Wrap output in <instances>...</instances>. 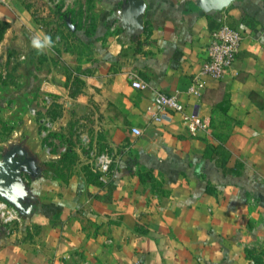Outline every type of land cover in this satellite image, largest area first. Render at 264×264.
I'll return each instance as SVG.
<instances>
[{
  "label": "crops",
  "instance_id": "crops-1",
  "mask_svg": "<svg viewBox=\"0 0 264 264\" xmlns=\"http://www.w3.org/2000/svg\"><path fill=\"white\" fill-rule=\"evenodd\" d=\"M144 1L132 29L128 0H100L80 38L86 55L61 47L51 20L0 0V47L12 30L39 79L5 151L20 146L33 161L31 212L0 227V264H264V0L210 12L198 0ZM222 21L244 35L234 66L190 94ZM37 35L53 42L42 53ZM158 90L201 116L196 133L181 114L144 122ZM101 153L106 173L94 168Z\"/></svg>",
  "mask_w": 264,
  "mask_h": 264
},
{
  "label": "rangeland",
  "instance_id": "rangeland-1",
  "mask_svg": "<svg viewBox=\"0 0 264 264\" xmlns=\"http://www.w3.org/2000/svg\"><path fill=\"white\" fill-rule=\"evenodd\" d=\"M15 1L17 5H20L21 11L26 10L33 15V21L51 20L57 43L61 47L78 50L86 55L91 54V43H85L80 38L87 30L90 31L93 28L100 9V0ZM5 28L7 27L0 25V32ZM12 34L11 30L5 35L4 43L0 47V100H2L0 113L6 119V123L0 121V156L9 148L8 142L16 126L22 124L21 116L29 112L27 101L31 89L29 83L32 79L39 80L37 74L31 70V66L34 65L29 62L27 51L24 52L22 49L26 48L27 43H22V47L18 46ZM39 68L43 71V64ZM40 70L37 71L40 72ZM3 99L6 103H3ZM51 115L56 114L52 111ZM65 143V139L57 136L56 146L65 145ZM9 225L11 223H6L0 212V227Z\"/></svg>",
  "mask_w": 264,
  "mask_h": 264
},
{
  "label": "built area",
  "instance_id": "built-area-1",
  "mask_svg": "<svg viewBox=\"0 0 264 264\" xmlns=\"http://www.w3.org/2000/svg\"><path fill=\"white\" fill-rule=\"evenodd\" d=\"M243 32L237 27L230 26L226 22L220 24L212 30L207 46V58L203 62L200 74L193 79L188 89L190 94L200 95L207 87L209 79H221L234 66L236 57L243 42ZM134 87L144 89L147 82L141 80L135 74L131 75ZM173 114H181L183 123L191 132L196 133L203 125L201 116L195 112H189L186 104L180 99L177 93H167L162 90L156 91L151 104L146 108L143 119L146 124L161 123L172 117ZM133 133L142 135L144 129L133 127ZM155 137H158L156 134ZM110 158L104 154H98L94 168L103 173L108 172ZM0 212L6 223H14L20 217L18 210L5 200H0ZM135 264H145L136 261Z\"/></svg>",
  "mask_w": 264,
  "mask_h": 264
},
{
  "label": "water",
  "instance_id": "water-1",
  "mask_svg": "<svg viewBox=\"0 0 264 264\" xmlns=\"http://www.w3.org/2000/svg\"><path fill=\"white\" fill-rule=\"evenodd\" d=\"M130 2L127 21H131L132 29L143 26V14L146 3L144 0H128ZM235 0H198L199 7L210 12L222 10ZM125 15V14H124ZM14 149V148H13ZM0 156V197L12 204L22 215H29L31 203L25 175L31 172L32 160L26 156L21 147L16 146ZM18 153V156L16 154ZM1 231V229H0Z\"/></svg>",
  "mask_w": 264,
  "mask_h": 264
},
{
  "label": "clouds",
  "instance_id": "clouds-1",
  "mask_svg": "<svg viewBox=\"0 0 264 264\" xmlns=\"http://www.w3.org/2000/svg\"><path fill=\"white\" fill-rule=\"evenodd\" d=\"M52 39L48 35H37L32 39V47L37 50V52L42 53L46 48H50L52 46Z\"/></svg>",
  "mask_w": 264,
  "mask_h": 264
},
{
  "label": "flooded vegetation",
  "instance_id": "flooded-vegetation-1",
  "mask_svg": "<svg viewBox=\"0 0 264 264\" xmlns=\"http://www.w3.org/2000/svg\"><path fill=\"white\" fill-rule=\"evenodd\" d=\"M15 147H16V146H14L13 148L15 149ZM19 147H20V146H19ZM13 148H11V149H13ZM11 149H10V150H11ZM14 149H13V150H14ZM8 151H9V150H8ZM8 151H7V152H8ZM14 151H15V150H14ZM3 154H4V153H3ZM3 154H2V155H3ZM15 154H16V153H15ZM16 156H18V153L16 154ZM24 157L26 158L25 155H24ZM8 203H9V202H8ZM9 204H10V203H9ZM11 205H12V204H11Z\"/></svg>",
  "mask_w": 264,
  "mask_h": 264
},
{
  "label": "trees",
  "instance_id": "trees-1",
  "mask_svg": "<svg viewBox=\"0 0 264 264\" xmlns=\"http://www.w3.org/2000/svg\"><path fill=\"white\" fill-rule=\"evenodd\" d=\"M3 32H4V30L2 31V32H0V36L2 37V35H3Z\"/></svg>",
  "mask_w": 264,
  "mask_h": 264
}]
</instances>
